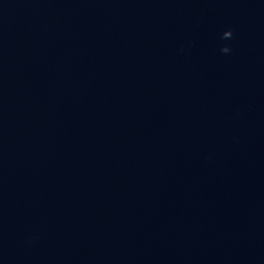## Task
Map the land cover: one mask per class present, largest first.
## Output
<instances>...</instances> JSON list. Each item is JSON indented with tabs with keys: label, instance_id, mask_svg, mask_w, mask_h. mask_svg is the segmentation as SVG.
Segmentation results:
<instances>
[{
	"label": "water",
	"instance_id": "water-1",
	"mask_svg": "<svg viewBox=\"0 0 264 264\" xmlns=\"http://www.w3.org/2000/svg\"><path fill=\"white\" fill-rule=\"evenodd\" d=\"M0 264H264V0H0Z\"/></svg>",
	"mask_w": 264,
	"mask_h": 264
}]
</instances>
